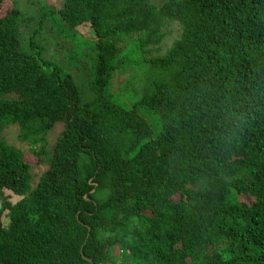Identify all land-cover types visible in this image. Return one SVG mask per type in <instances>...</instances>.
<instances>
[{
  "label": "trees",
  "instance_id": "1",
  "mask_svg": "<svg viewBox=\"0 0 264 264\" xmlns=\"http://www.w3.org/2000/svg\"><path fill=\"white\" fill-rule=\"evenodd\" d=\"M23 9L0 0V264H91L82 249L92 264L127 261L119 249L132 264H264V0ZM170 22L180 38L149 56ZM45 29L86 70L84 90L46 58ZM129 70L142 86L127 104L111 87ZM10 125L41 150L7 144Z\"/></svg>",
  "mask_w": 264,
  "mask_h": 264
},
{
  "label": "rangeland",
  "instance_id": "2",
  "mask_svg": "<svg viewBox=\"0 0 264 264\" xmlns=\"http://www.w3.org/2000/svg\"><path fill=\"white\" fill-rule=\"evenodd\" d=\"M19 4L26 10H28V6L30 7L31 4H33L34 6H53L54 8H57V2L58 0H18ZM162 2H164V0H162ZM23 9V10H24ZM29 11V10H28ZM29 13H31L29 11ZM35 18L38 19L37 14H35ZM25 21H27V18L24 16L20 17V27L23 28L24 31V26H25ZM36 27V26H35ZM34 30V28H33ZM22 31V44L23 47L27 46V38L30 35V32L26 33V35H24ZM163 32L166 34V39L163 42V44L159 47H155V48H151L153 54L149 55L151 57L153 56H163L167 53V51L172 47L173 43L178 40L181 36V26L175 22H170L168 23L166 26L163 27ZM50 33H48V30L45 29V34H44V39L46 41V46H47V54H46V58L47 59H51L53 60V62L59 64L63 70L64 73H68L70 75H72L77 83V85L82 88L83 90L85 89V84H86V70L84 71H79L76 70L79 67V62L77 61V59L75 58L74 61H70L69 57H70V53H64L62 56H57L55 54V51L52 47V43H48V37ZM80 35V33L77 35V37ZM82 36V35H81ZM26 39V41H24ZM91 38L88 37H79L78 38V42L77 43V49L81 48L82 46H85L87 43H91ZM93 40V39H92ZM38 43H41V41L38 39L37 40ZM85 42V43H84ZM123 47H125V44H121ZM85 47V48H89ZM26 50V49H25ZM90 51V50H89ZM59 57V58H58ZM82 67V64H81ZM80 67V68H81ZM85 69H87L89 67V63H86L83 66ZM135 75V77H134ZM136 76H137V71L136 70H129V71H122L120 73H117L114 75L113 77V82H112V87H111V92L115 95H119L120 98H122L124 103L129 104L130 102H132L135 99V95L131 94L130 91L132 90V88H136V89H140L142 86V80H141V75L140 73H138V80H136ZM130 93V94H129ZM93 96L91 95L89 92L86 93V99H91L90 97ZM64 129V123L62 122H58L55 124V126L52 128V130L48 133V136L46 137V144L49 148H51L52 144L56 142L57 138L59 137L60 133L62 132V130ZM5 131L2 133V137L4 136L5 141L7 142V144H9L10 146L22 151L23 153H28L29 151L31 152H35L36 151H40L41 149H37L36 146L35 150L33 151L34 147L33 144L30 142H20L18 140V135L20 134V130L18 126H6V128L4 129ZM48 157H49V150H48ZM49 168V165L47 163V161H44V163L40 166L34 167L31 169L30 171V176L32 177V184L35 187L37 184H39L40 179L43 175L44 172H46ZM5 196L8 197L9 201L12 204H16L18 201L21 200V197L13 194L10 191H5ZM2 224L3 227H8L10 224V220H9V216H8V212H6L3 216H2ZM120 251H123L121 249H119ZM117 250V254L116 256H119V258H121V253L120 251ZM123 258L126 259L127 261L132 262L131 257H128L127 253L123 251Z\"/></svg>",
  "mask_w": 264,
  "mask_h": 264
},
{
  "label": "clouds",
  "instance_id": "3",
  "mask_svg": "<svg viewBox=\"0 0 264 264\" xmlns=\"http://www.w3.org/2000/svg\"><path fill=\"white\" fill-rule=\"evenodd\" d=\"M58 58H59V57H58ZM33 168H34V167H33ZM31 169H32V168H31ZM31 169H30V171H31ZM30 171H29V174H30ZM37 185H38V184H37ZM37 185H36V186H37ZM36 186H35V187H36ZM7 191H8V190H7ZM120 253H121V254H123V252H122V251H120ZM122 263H123V264H125V263L132 264V262H130V261H121V262H120V261H118V263H117V264H122Z\"/></svg>",
  "mask_w": 264,
  "mask_h": 264
},
{
  "label": "water",
  "instance_id": "4",
  "mask_svg": "<svg viewBox=\"0 0 264 264\" xmlns=\"http://www.w3.org/2000/svg\"><path fill=\"white\" fill-rule=\"evenodd\" d=\"M81 255H82L83 259L89 261L92 264V261L91 260H89V259H87V258L84 257V255H83V249L81 250Z\"/></svg>",
  "mask_w": 264,
  "mask_h": 264
},
{
  "label": "built area",
  "instance_id": "5",
  "mask_svg": "<svg viewBox=\"0 0 264 264\" xmlns=\"http://www.w3.org/2000/svg\"><path fill=\"white\" fill-rule=\"evenodd\" d=\"M123 264V263H122ZM125 264H129V263H125Z\"/></svg>",
  "mask_w": 264,
  "mask_h": 264
}]
</instances>
